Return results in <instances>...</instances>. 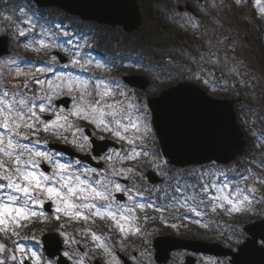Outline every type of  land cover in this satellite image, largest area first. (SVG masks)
I'll return each mask as SVG.
<instances>
[{
	"label": "rangeland",
	"instance_id": "rangeland-1",
	"mask_svg": "<svg viewBox=\"0 0 264 264\" xmlns=\"http://www.w3.org/2000/svg\"><path fill=\"white\" fill-rule=\"evenodd\" d=\"M10 2L26 5L32 12V9H35L33 3L28 0H10ZM138 2L143 23L133 34L125 35L118 27L111 29L93 22L90 25L73 20L74 27L70 29L66 23L62 24L73 34L71 37L73 44H67L66 41L69 37L63 35L59 36L56 42L63 43L70 52L75 50V45H80L81 56L93 59V64L89 65L86 70H80L71 65L69 53L62 51L69 59L65 64L67 67L60 66L56 68V71L58 73L72 72L74 76L90 81L99 77L116 90L120 89L124 92L125 96H121L119 100H123L125 104L130 102L142 109L139 113L133 110V118L137 116L142 118L140 121L141 131L136 134L141 138L137 139L134 145L129 144L127 140H122L112 132L105 131L103 127H97L88 120L74 116H72V120L75 118L74 121H71V118L68 119V123L72 127L67 131L61 129V134L69 139L70 142L66 144L79 152H86L88 146L81 138H77V135L73 136V128L77 124H87L98 136L112 138L126 149L128 155H132L131 149L135 147L136 151L140 153L136 159H124L125 156L122 155L118 160L112 159L111 164L117 172L123 170L122 172L125 173L124 169H126L127 172L137 173V175H143L146 170L152 169L163 178V182L151 187V190L155 188L167 189L169 183H174V180L170 178L187 176L188 173H199L202 170L223 171L233 184L239 183L248 188H255L251 205L247 206L246 211L240 213H228L223 210L213 213L209 208L200 217L188 214V218H185L184 210L169 209L163 213L152 209H146L144 212L137 210L139 218L142 219L141 225L138 226L140 233L126 232L120 236L123 240L134 242L140 240L141 236L147 239L168 233L179 237L193 235L198 239L216 241L235 249L245 241V235L241 228L246 223L256 221L264 216V184H261L259 179H253V177L264 176V167L260 165V162L264 161V12L261 11V8H264V0H259V4L257 0H139ZM185 3L195 9L198 14L197 18L184 9L178 12V6L183 7ZM1 4L2 8H8L6 0H0ZM49 12L51 16H46L47 22L38 21L37 31L40 24L46 28L52 27L53 30H57L54 26L56 22H59L58 16L61 14L52 10ZM61 18L64 17L61 16ZM92 27L95 28L94 32L97 37H101L99 43L102 51L95 48V41L89 36ZM13 28L14 25H9L0 15V36L7 35L9 37L8 48L11 53L9 57L5 56L0 59V82L9 88L15 84H22L25 78L16 79L15 65L10 67L5 66L6 64H10L12 60L19 64L26 61L27 58L33 59L36 63L35 66L32 64L27 68L21 67L25 72H31L38 76L40 73H35V69L40 67L37 59L52 61L51 52L59 50L53 48L45 54V52L33 51L31 48L26 49L24 43H27L28 40L25 37H19ZM32 35L33 33H29L28 37L30 38ZM39 38L40 36H37V39ZM104 43L110 44V47H106L109 51L103 49ZM94 51L101 57L107 56L108 59L94 56ZM96 61H99L104 67L97 69ZM46 63L48 64V62ZM128 73L146 76L151 85L145 90H136V92L124 87L120 76ZM49 79L56 81V76L45 77L42 80ZM184 81L199 85L214 98H241V101L235 106L238 123L243 128L247 141L243 157L227 165L210 163L184 169H173L166 164L159 153L146 100L151 96L158 95L163 89ZM230 84L233 85V90L229 88ZM30 87L33 91H39L40 88L39 85L31 83ZM44 87L47 88V83ZM89 90H92L91 87ZM63 96L70 98L67 95H62L54 101ZM73 108L74 102L72 101L68 110L60 109H63V114L67 115L68 111ZM43 115L50 116L51 113ZM123 135L130 136L131 132L123 133ZM39 137L65 143L64 140L51 133L42 132ZM71 141H75V143ZM144 152H147L148 155H144ZM119 176L125 177V174H119ZM244 176H248L249 179H242ZM219 179L222 180L223 177ZM141 187L136 185L135 189L143 193L144 189H150L147 185L143 187L144 191H142ZM148 192L152 195L153 202H158L159 205L166 203V201L157 200L154 191ZM136 200L138 199L136 198ZM138 202L144 203L145 201L138 200ZM54 212L57 214L55 210ZM144 216L153 219L145 221ZM34 219L24 222L26 226L17 229L19 233L17 236L0 233V244L6 245V250L0 251V259H4L6 264H22V261L19 260L21 256L25 257L30 264H35L37 258H39L40 264H51L48 260H43L39 249H34L37 240L34 235L37 234L35 230L38 228L30 226ZM196 220H199L200 223L194 222ZM106 222H109L111 227L117 230L114 223ZM170 222H174L178 227L174 229L167 227ZM202 224L207 227H202ZM29 226L32 228L30 231ZM56 227L58 226L56 225ZM25 228H28V231ZM142 231L146 235L142 234ZM23 239L26 240V243L22 244L21 240ZM76 242H78L77 239L73 243ZM63 243L64 247L73 248L74 246L70 242L63 241ZM18 246L25 249L23 254L14 250ZM32 252L36 253V257H32ZM74 254L75 252H72L69 256H64L71 260ZM12 255L16 256V260L11 259ZM198 258L196 264H229L227 258L222 260H213L206 256ZM76 263L73 261L71 264Z\"/></svg>",
	"mask_w": 264,
	"mask_h": 264
},
{
	"label": "snow or ice",
	"instance_id": "snow-or-ice-1",
	"mask_svg": "<svg viewBox=\"0 0 264 264\" xmlns=\"http://www.w3.org/2000/svg\"><path fill=\"white\" fill-rule=\"evenodd\" d=\"M6 2L8 8L0 7V15L9 25H14L13 31L18 33L19 37L28 40L24 43L26 49L31 48L38 53L47 54L49 50L57 48L69 53L71 65L80 70H86L93 64V59L81 56L80 45H75V50L70 52L63 43L56 42L59 36L63 35L69 37L67 44H73L71 39L73 34L65 26L57 23L54 26L57 30H53L52 27L46 28L40 24L37 31L39 17L33 18L36 16L35 12L26 5L11 3L10 0ZM257 3L259 4V0ZM261 11L264 12V8H261ZM29 33H33L30 38ZM37 36L40 38L37 39ZM51 59L53 65L37 67L35 73H52L56 76V81L39 79L34 73L25 72L15 60H12L5 66L15 65V78L24 77V82L12 85L11 88L0 82V233L9 236L19 235L17 229L25 227L24 222L45 215L43 211L37 213L33 208L39 206L42 209L46 201H51L55 205L57 219L62 215L70 221H83L87 224L89 221L95 223L98 218L114 223L121 234L140 233L139 227L134 223L139 219L136 215L137 210L144 212L146 209H152L161 213L169 209L184 210L185 218H188V214L200 217L209 208L213 213L218 210L240 213L251 205L255 188H248L239 183L233 184L223 171L206 170L199 173L191 172L187 176L172 177L170 179L174 180V183H169L167 189H145L154 191L157 200L166 203L162 205L155 202L140 203L135 197L143 196L144 193L139 190L134 192L135 185L130 189L111 179L107 173L101 176L96 169L75 167L79 165V161L61 163L59 158L62 153L40 150L37 145L41 143L39 134L42 132L51 133L65 143L70 142L67 136L61 134V129L67 131L72 127L68 123L69 116L82 118L97 127H103L105 131L127 140L129 144L134 145L135 141L141 138L136 134L141 131L142 118L140 116L133 118V110L139 113L142 109L130 102L125 104L123 100L116 99L117 96H125L124 92L117 91L99 77L90 81L74 76L72 72L58 73L54 65L59 61L56 56H52ZM95 67L99 69L104 66L96 61ZM30 83L39 85V91H33ZM45 83L47 88L44 87ZM62 95L69 96L74 102V108L70 109L67 115L53 103ZM45 113H52L55 118L45 119L43 115ZM130 132V136L123 135ZM131 152L132 155L123 158L136 159L140 155L135 147ZM143 154L148 155L147 152ZM42 164H47L51 171L42 170ZM260 165L264 167V161H261ZM122 171L117 172L113 169L111 175L122 174ZM220 177L223 179L220 180ZM242 179L247 180L249 177L244 176ZM253 179H259V182L264 184V176ZM115 193H123L128 203L121 204L117 201ZM143 219L147 221L153 218L144 216ZM194 222L200 223L199 220ZM201 226L207 227L203 224ZM88 233H91V239L96 242L97 248L112 256L113 264H121L119 258L112 254V250L96 231L82 229V234ZM69 242L71 241H65ZM5 250L6 245L0 244V251ZM14 250L22 254L25 252V249L19 246ZM31 255L36 257L35 252ZM11 259L16 260V256L12 255ZM0 264H6V261L0 259ZM35 264H40L39 258ZM79 264H84L83 260Z\"/></svg>",
	"mask_w": 264,
	"mask_h": 264
},
{
	"label": "water",
	"instance_id": "water-1",
	"mask_svg": "<svg viewBox=\"0 0 264 264\" xmlns=\"http://www.w3.org/2000/svg\"><path fill=\"white\" fill-rule=\"evenodd\" d=\"M39 7L53 6L81 18L111 27L120 26L123 32H133L141 25L140 10L136 0H33ZM7 38H0V56L7 53ZM64 59H62L63 61ZM131 87L145 89L149 82L139 75L123 78ZM63 102V101H62ZM234 101L214 99L190 83H178L148 99L154 131L160 143L161 154L175 167L199 165L213 161L218 164L231 162L243 153V133L237 125ZM93 153H100L109 143L91 140ZM61 148V147H59ZM70 156L73 153L61 148ZM148 177L154 180L150 173ZM249 235L247 241L232 255V264H264V250L258 239L264 241V219L243 228ZM171 239V238H163ZM169 241L167 250L183 247L193 252L225 255L216 245L190 241ZM161 241V240H160ZM158 242V241H157ZM156 242V244H157ZM162 242H159V247ZM55 253L49 254L54 256ZM186 264H192L187 260Z\"/></svg>",
	"mask_w": 264,
	"mask_h": 264
},
{
	"label": "flooded vegetation",
	"instance_id": "flooded-vegetation-1",
	"mask_svg": "<svg viewBox=\"0 0 264 264\" xmlns=\"http://www.w3.org/2000/svg\"><path fill=\"white\" fill-rule=\"evenodd\" d=\"M98 139H108L110 137L102 136L97 137ZM122 148L120 149L119 156H116L115 150L112 148H109V150L106 151L105 154L101 155L96 161V163L102 161L104 170H106V173L112 177L111 173L113 172V165L111 164L112 159H117L121 157ZM123 155L126 156L127 153L125 149L123 148ZM107 157H111L110 159H107ZM114 164V163H113ZM86 168L89 169H95L89 167V165H86ZM97 173H100L101 176L105 174V172H102L99 169H96ZM99 178V177H97ZM113 179V178H111ZM126 185L128 186V180L126 181ZM117 193H115L116 196ZM127 198V197H126ZM127 203V202H126ZM34 211L37 213L43 211L44 216L40 217L39 219L35 218V227L45 229H40L36 236L39 249L42 248V236L47 232H57L59 236L62 238L63 241L71 240V239H77L78 242L74 244L73 248L71 247H65L64 253H68V256L70 253L75 252L74 255H72V262H77L76 264H79L81 260H83L84 264H113L112 262V256L108 253H105L102 249H99L96 247V242L92 241L91 239V233L88 234H82V229L89 228L94 231H96V234L101 237V240L104 241V243L108 246L110 250H112V254L117 256L119 258V261L121 264H158L156 258H155V249L154 244H152L153 240L156 238V236L152 238L144 239L141 235L140 240H135L134 242H128L126 240H123L120 238L121 233L117 230H115L113 227H111V224L106 221L96 219L95 223H92L89 221L87 224H85L83 221H70L66 217H63L61 215L60 219H57V215L55 214V205L52 204L51 201H46L44 203L43 208L41 209L39 206H34ZM136 226H140L137 221H135ZM175 224L174 222H170L167 227L169 228H176L178 227L177 224H175V227H172V225ZM56 225L58 227H56ZM142 234L146 233L144 231L141 232ZM170 234V233H168ZM168 234H159V235H168ZM64 235V236H63ZM172 235V234H171ZM144 236V235H143ZM158 236V235H157ZM41 253L44 255L43 250L41 249ZM189 254L184 251H174L170 253L169 259L163 263V264H181L183 260L188 256ZM69 258V257H68ZM197 261V257H195V264Z\"/></svg>",
	"mask_w": 264,
	"mask_h": 264
},
{
	"label": "trees",
	"instance_id": "trees-1",
	"mask_svg": "<svg viewBox=\"0 0 264 264\" xmlns=\"http://www.w3.org/2000/svg\"><path fill=\"white\" fill-rule=\"evenodd\" d=\"M67 19H68V22H70V23H73L74 21L73 20H75L74 18H72V17H68V16H66V15H64Z\"/></svg>",
	"mask_w": 264,
	"mask_h": 264
}]
</instances>
